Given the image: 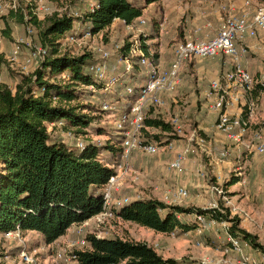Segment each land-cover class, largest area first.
<instances>
[{
    "label": "trees",
    "instance_id": "trees-1",
    "mask_svg": "<svg viewBox=\"0 0 264 264\" xmlns=\"http://www.w3.org/2000/svg\"><path fill=\"white\" fill-rule=\"evenodd\" d=\"M143 1L144 4L138 0H90L85 10L77 9L79 15L73 11L63 15L54 13L44 20H39L32 10L26 14L19 6L4 17L3 34L7 37L12 36L11 20L39 26L42 45L49 48L50 54L33 72L21 75L15 88L0 80V232L33 231L42 236L45 244L51 245L73 225L103 210L105 187L117 172L123 154V136L121 134L120 139L114 135L106 144L89 141L83 150L77 142L70 144L51 136L50 123L63 121V128L83 136L99 118L87 112L95 106L76 103L81 87H100L88 69L93 53H61L60 48L63 43H69L66 37L77 23L92 36L105 33L117 19L126 24L137 23L149 4L161 0ZM91 3L95 5L94 10L89 8ZM142 37L141 46L150 56L147 38ZM132 43L126 42L122 47L123 55H128ZM135 69L140 71L138 66ZM257 80H261L259 75ZM263 89L264 86L257 83L254 95ZM118 99L117 110L103 111L119 115L124 106L121 97ZM151 107L145 109L141 129L143 142L174 138V124L155 115ZM149 128L159 130L160 134H150ZM112 211L113 218L161 233H185L204 224L196 216L185 221L180 215L201 214L207 221L229 220V215L217 208L169 204L154 197L133 199L122 207H113ZM230 221L233 235L240 239L242 236L253 246H261L256 235L239 227L238 218ZM74 253V264H184L182 260L165 258L147 241L120 236L98 237L95 230L86 234V244L75 248Z\"/></svg>",
    "mask_w": 264,
    "mask_h": 264
},
{
    "label": "rangeland",
    "instance_id": "rangeland-1",
    "mask_svg": "<svg viewBox=\"0 0 264 264\" xmlns=\"http://www.w3.org/2000/svg\"><path fill=\"white\" fill-rule=\"evenodd\" d=\"M89 1L0 0V25L2 27L0 33V80L7 83L11 88H15L21 75L33 72V67L37 66L35 61L28 68L29 71L24 72L21 67V62L23 63L30 57H34L37 48L43 46L39 26L35 23H32L35 27V32L29 34L25 23H18L11 20L12 36L7 37L3 34V29L6 26V19L4 17L8 15L12 8L21 6L26 14L29 10H32L39 20H44L54 13L63 15L77 9L85 10L88 7ZM138 1L144 4L143 0ZM261 1L253 0V6L256 7ZM160 2L149 4L144 9L142 17L147 21L145 25H141L137 21L130 28L124 22L120 24L117 22L114 27L109 28L105 33L101 32L94 36L85 37L75 43H63L60 48L61 53L76 55L83 52H91L94 55L93 60L102 61L98 49L105 48L112 52L113 59L111 60L119 64L118 54L120 50L118 51L116 46L119 45L122 47L126 42H142V36L148 35L146 38L153 40L151 48L154 49V54L158 55L166 63L169 60L166 56L167 53L171 49L173 50L179 41L185 40L181 36L184 32L183 26H185V18L174 17V20L166 24V27L162 30L164 25L162 26L160 21H155V17L160 20L163 18L164 5ZM189 4L191 3L188 1L183 2V8ZM158 33V39H154L156 37L154 34ZM22 36L25 37L27 43L21 46L23 53L21 55L20 52L18 61H13L11 59L12 52ZM151 37L152 39H150ZM258 39L264 40V29L261 31L260 36H258ZM261 45L262 49L259 50L258 54H263L264 52L263 41ZM219 59L220 57H208L191 63L187 61L182 69V83L174 91L162 95L166 102L162 105H156V107H147V110L149 107L154 108L155 115L174 124L175 132L172 133L174 138L169 141H167V138H162L161 142L160 140H155L160 146V149L154 154L147 153L142 148L132 149L127 158L129 168L122 178V186L116 195L133 199L134 197L139 198L138 196H142L149 189L153 190V185L150 187L149 184L151 183H148L151 178V168L155 170L156 176H159L158 180L160 178H166V183L169 186L171 185L172 188L175 186V188L183 186L180 181H177L178 177H182L183 172L179 175L169 170L168 163L183 146L190 145L192 152L189 155V162L185 168H190L191 166L193 171L204 182L205 187L203 185L198 187L197 192H193V196L191 195L188 200H184L182 204L184 206L199 204L204 206L198 207L217 208L222 213L229 215V220H226V224L230 227L232 226L230 220L232 218H238L240 220L239 227L256 235L258 238L257 242L261 246H253L240 235L245 252L255 257L256 253L264 251V228L260 224L261 221L256 220L249 210L250 206H253V203H255L252 199L253 196L258 197V194L261 195L260 199L264 202V192L260 188L264 186V183L260 182V189L254 187V171L256 169L253 165L255 164L254 161L258 159V155L248 152L246 155L244 152L241 153L239 150H234V145L230 146L225 134L215 129L216 115L201 101L204 88L208 86L209 81L216 75V70L221 65ZM216 61H219L220 64L216 65L214 63ZM140 71L145 76V71L141 69ZM81 89L82 92L79 101H76V103L95 106L91 110L88 109L87 112H91V114L99 118L90 126L91 128L88 129L89 133L87 135L76 136L61 125H49L51 136L56 140L62 139L70 144H75L77 141H83L84 143L95 141L106 144L109 139H113L114 135L121 139L122 133L118 123V113L103 111L102 101L104 96L95 88L88 86L87 88L81 87ZM109 99L112 101L115 100L113 103L116 105L120 102V99L114 97H110ZM257 122V126L261 127L264 125V119L261 117ZM98 129H103L104 132L100 133L101 131ZM147 130L152 135L160 134V131L157 129L149 128ZM194 132L198 133V136L190 140L192 134H195ZM167 135L169 134L165 136ZM197 138L204 139L202 145L197 142ZM225 150L231 151V155H227L228 157H226V160L229 161L227 165L223 166L222 164V166H218L211 163L210 160H213L212 157L220 158ZM239 156L245 157V160L241 161V157ZM260 159L264 162L262 157ZM138 165L142 167L139 169L137 167ZM261 165L264 167V163ZM262 170L261 167L260 172ZM187 188L190 192V188ZM205 190H209L208 195H206ZM192 198L194 201H192ZM96 227L102 236H117L119 234V236H132L137 240L147 241L151 245L154 243V231L134 222L128 225L124 221L112 217L104 218L102 222H99L96 217L91 218L88 230H94ZM74 234L76 235V232L73 229L69 231L68 239L65 235L66 237L64 236L51 245H47L43 241H37L36 233L23 234L21 241L18 238L0 239V264H24L20 256V246L23 247L24 243L29 248H39V251L32 252L37 257L38 264H61L56 262L55 253L61 246H66L68 242L74 239L72 238ZM227 240L228 235L226 229L221 224L213 226L208 223H205L201 228L196 230L180 234L176 233V236L172 238L173 242L180 245L181 250L179 256L187 263L238 264L239 256L224 250ZM168 245V242L163 244V246ZM160 246L162 247V244ZM158 251L160 253L163 252L162 248H159Z\"/></svg>",
    "mask_w": 264,
    "mask_h": 264
},
{
    "label": "built area",
    "instance_id": "built-area-1",
    "mask_svg": "<svg viewBox=\"0 0 264 264\" xmlns=\"http://www.w3.org/2000/svg\"><path fill=\"white\" fill-rule=\"evenodd\" d=\"M94 7V3L89 5L91 10H94ZM220 8L223 12L224 26L218 33L208 39L179 41L173 49L172 62L166 68L159 66L154 54L148 56L145 53L141 46V41L132 43L128 55L121 53L123 46H116V49L120 50L118 62L122 66V70L119 73L109 72L106 64L101 61L93 60L89 64V71L100 84L99 89H96L93 85L89 87L95 88L104 96L102 101L103 109L117 110V105L109 99V94L117 88L123 90L124 98L128 100L133 98L130 106L119 112L118 123L123 136L121 162L118 164L117 172L109 178L105 187L103 210L92 218L96 217L99 222H102L107 217L113 218V207H122L133 200L129 197L116 195L122 186V178L129 168L127 158L130 151L135 148H142L147 153L154 154L160 149L156 141L144 143L141 137L145 109L151 105H162L165 102L162 95L174 91L180 85L182 69L187 61L220 54L225 56V70L222 76L211 80L209 88L205 92V97L210 102L211 107L218 112L216 128L229 138L242 143L246 152L256 154L264 159V125L255 127L252 121L258 109V98L255 97L254 90L259 82L264 86V74L261 80H257V76L243 66L242 56L246 50L241 49L238 44L239 40L245 35L255 36L259 29H264V0L256 7L253 6L252 0H246L245 7L239 11L225 4L220 5ZM12 9H18V7L16 6ZM73 12L75 15L80 14L78 10ZM138 22L141 25L147 23L143 17H140ZM127 26L131 28L133 24H127ZM1 31L2 27L0 25V33ZM27 32L33 34L35 32L34 27L28 24ZM80 34L83 35L80 36ZM90 36H92L91 32L81 28L80 23H77L76 27L67 35L66 40L69 43H75ZM25 43H27V40L22 36L12 52L11 59L13 61H18L20 52L21 55L23 53L21 46ZM98 52L102 60L113 59L112 52L105 48H99ZM49 54L50 50L48 47L39 46L34 53V57H30L23 63L21 62L23 71L28 72V68L35 61L39 67ZM136 66L146 70V78L141 85H137L131 80L128 81V76H132ZM261 91V93H264V89ZM235 106L236 112L233 111ZM63 124V121L50 123L51 126H63ZM194 133L190 140L198 136V133ZM197 142L202 145L204 139L197 138ZM77 146L83 150L86 148V143L77 141ZM191 152L190 145L183 146L168 163V169L176 173L184 172L185 162ZM228 154V151L223 152V156ZM188 195V189L179 186L171 197L167 195L166 199L172 201L171 204H176L183 198L188 197ZM196 219L203 223L206 221L201 214H196ZM90 220L91 218L76 225L74 229L76 237L68 242L66 246H61L55 253L57 263H75L76 254L74 249L86 244V234L91 231L88 230ZM215 223L221 224L226 229L228 240L224 250L237 254L239 256L238 264H264V251H260L255 257L248 255L241 239L230 232V226L226 224V221L210 220L211 225ZM97 229V227L94 228L96 235L104 237ZM176 233L171 232L170 234L176 236ZM22 235L21 230L16 229L14 231L0 232V239L18 238L21 241ZM152 246L157 250L160 248L158 242H154ZM32 252L25 243L23 247L20 246V256L24 264H38V259Z\"/></svg>",
    "mask_w": 264,
    "mask_h": 264
},
{
    "label": "crops",
    "instance_id": "crops-1",
    "mask_svg": "<svg viewBox=\"0 0 264 264\" xmlns=\"http://www.w3.org/2000/svg\"><path fill=\"white\" fill-rule=\"evenodd\" d=\"M185 1H188L191 4H189L183 8L182 4ZM161 2L164 5L163 6L164 12L162 13L163 18H162V20H160L159 18L155 17V21H158V22L160 21L161 25L162 26L164 25L162 28V30H164V28L166 27L165 25L171 23V21L174 20V17L178 16L179 18H182V19L185 18L184 19V22H185L184 25L185 26H183L184 32L181 34V36H183L185 38V40H203V39H208V38L214 37L218 33V31L224 26V20L222 17L223 12L220 8V5L225 4L228 7L239 11V10L243 9L245 7V4H246V0H161ZM252 2H253V0H252ZM117 22L119 24L123 23L122 20L117 19L110 26V28L114 27L115 23H117ZM80 27L83 28L81 24H80ZM151 29H152V27H151ZM262 30L263 29H259L255 36L245 35L238 42L239 47L241 49L246 50V52H244L243 56H242L243 66L246 69L250 70L256 76L259 75L261 78L263 77V74H264V52H263V54H261V53L258 54V52H259V50L262 49L261 43H262V41L264 42V40H259L258 36H260ZM154 35L156 36L154 39H158L159 33L154 34ZM147 36H145V37H147ZM150 39H152V37ZM146 41L149 45V52L151 54H154V49L151 48V43H153L152 42L153 40H149V38H147ZM155 41H154V43H155ZM246 47H248V48H246ZM155 55L156 54H154V56ZM166 56L169 58V60H167L166 63L164 62V60H161V58H159L158 55L155 56L156 62L159 64L160 67L166 68V67L170 66L172 59H173V50L171 49V51L168 52ZM219 57H220L219 60L221 62V65L216 70V75L213 78H211V80L216 79V78H220L223 74V71L225 70V66H224L225 57L222 56L221 54L217 55V56H213V58H219ZM205 58H208V57H205ZM201 59H203V58H201ZM199 60L200 59H198L196 61H199ZM214 63L216 65L220 64L219 61H216ZM105 64H106L109 72L119 73L122 70V66L120 64L116 63L114 60H110V61L108 60ZM36 67L37 66H34L32 70H35ZM140 69L145 71V76H144V73L142 71H136V69H135V72L132 74V76L131 77L128 76V81L131 80L132 82H135L137 85L143 84L145 81V78H146V70L144 68H140ZM211 80L209 81L208 86H206V88H204V90H203L201 101H203L205 103L206 107L208 109H210V111L216 115L215 129L218 130L216 128L218 112L211 107L210 102L205 97V92L209 88V84H210ZM182 81H183V76H182ZM182 81H181V83H182ZM261 92H259L257 94L255 93V97L258 98V109H257L256 114L252 118V121H253V124L255 125V127H258L257 126V123H258L257 120H259L260 117L262 119H264V93H261ZM123 94H124L123 90L120 88H117L114 92L110 93L109 96L110 97L114 96V98H117V99L119 97H121V99L123 100L122 104H123L124 109H125L126 107L130 106L131 99L128 100L127 98H124ZM233 111H235V112L237 111L236 106L233 108ZM225 137L227 138L228 143H230V146L234 145V147H233L234 150H236V151L239 150L241 153L244 152L247 155V152L245 151L242 143L237 142V141L229 138L228 136H226V134H225ZM225 151H227V150H225ZM230 152H229L228 156L231 155ZM228 156H223V153H222L220 158L212 157L213 160H210V161H211V163L216 164L218 166H222V164L224 166V165H227V163H229V161L226 160V157H228ZM239 157H241V156H239ZM257 158L258 159L254 161L255 164L253 165L254 168L256 169L254 171L255 172L254 187H256V189L260 187V182L264 183V167L261 165L264 162L262 161V159H260L259 156ZM242 160H245V157H241V161ZM120 162H121V160H120ZM188 162H189V158L185 162V167L188 164ZM137 167L140 169L142 166L140 167L138 165ZM261 167L263 169L262 172H260ZM177 174L180 175V173H177ZM150 175H151V178H150L148 183H151V184H149L150 187L153 185L152 186L153 190L149 189L148 192H146L142 196H138V197L139 198L154 197V198H158V199H160L166 203L171 204V201L169 199L167 200L166 196L169 195V197H171V195L177 189V188H175L176 186L173 188L171 187V185L169 186V184L166 183L167 182L166 178L165 179L160 178L158 180L159 176L158 175L156 176L155 170L152 168H151ZM200 180L201 179L198 177V174H196V172L193 171V168H191V166H190V168H185V170L182 174V177H178L177 181H180L184 187H186V188L189 187L190 192H192V193L189 192L188 197L183 198L180 202L176 203L177 205L184 206L182 204V202H184V200H188V198H190L191 195L193 196V192L196 193L198 190V187H200L202 185L205 187L204 182H202V180L201 181ZM155 183H157V184H155ZM260 188L264 192V186H261ZM205 191H206V195H208L209 190H205ZM260 196L261 195H259V194H258V197L253 196L252 199L255 201V203H253V206H250L249 210L254 215L256 220L261 221L260 224L264 228V202L262 201V199H260ZM133 199H137V197H134ZM192 201H194L193 198H192ZM188 206L198 207V206H204V205H199V204L191 205L190 204ZM195 216H196L195 214H190L189 216H186V217H184L182 215H180L179 217L185 221H188V220L195 219ZM124 222L127 223L128 225H131V223H132L131 221H124ZM205 223L210 224V220L209 221L206 220ZM212 225L215 226V225H219V224L215 223ZM75 227H76V225H73L68 230V234H69V231H72L73 229H75ZM249 231H251V230H249ZM28 233L31 234V233H35V232L30 231V232H27L25 234H28ZM68 234L67 235L65 234L67 236V239L69 238ZM64 236H62L60 239H62ZM117 236H119V234ZM75 237L76 236L74 234V236L72 238H75ZM120 237L134 238L132 236H126V235H124V236L121 235ZM172 238H174V236H172L170 233H161V232L154 231V238H153L154 241L153 242H159L162 244V247L160 246V248H162L163 252L162 253L159 252V253L162 254L165 258H175L178 260H182L184 262V264H192V263L185 262V260H183L181 258V256H179L181 247L176 242H173ZM37 239H38L37 241H43L42 236L39 234H37ZM60 239H58V240H60ZM135 240H137V239H135ZM165 242H168L169 245L163 246V244ZM30 250L31 251H39V248L38 247L34 248V249L30 248ZM255 255H258V253H256Z\"/></svg>",
    "mask_w": 264,
    "mask_h": 264
}]
</instances>
